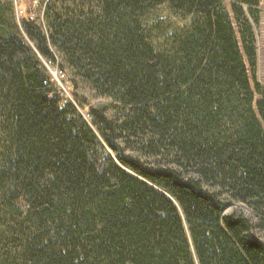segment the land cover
I'll return each instance as SVG.
<instances>
[{
    "label": "trees",
    "instance_id": "obj_1",
    "mask_svg": "<svg viewBox=\"0 0 264 264\" xmlns=\"http://www.w3.org/2000/svg\"><path fill=\"white\" fill-rule=\"evenodd\" d=\"M261 1L0 0V264H264Z\"/></svg>",
    "mask_w": 264,
    "mask_h": 264
},
{
    "label": "rangeland",
    "instance_id": "obj_2",
    "mask_svg": "<svg viewBox=\"0 0 264 264\" xmlns=\"http://www.w3.org/2000/svg\"><path fill=\"white\" fill-rule=\"evenodd\" d=\"M13 2L16 9L18 22L21 21L24 14H27L28 16H31L32 18L36 19L37 22L42 27H44L43 12L47 0H45L44 2H41V0H32V2L31 0H13ZM226 5L228 8L230 7V0H226ZM258 8L261 11V20L258 25L254 24V30L257 34L259 44L257 80L264 86V0L261 1ZM160 9V13H163V16L169 15V18L175 20V22H178L177 18L167 12L165 6H162ZM57 58V64H59L60 66H52L50 62H48L47 60H45V58L42 57L41 61L47 68L48 73L52 81L54 82V86H56L59 93H61L63 97L70 99L77 106L79 111L84 115L87 120L89 119V115L85 116L86 111L81 107V105H79V101L83 102L87 107H108L109 114H112V100L108 97L96 94L94 89L90 86L87 81L82 80L79 77H76L74 79L73 76H71L72 74L67 70V68L65 70L62 68L61 60L59 57ZM258 97L259 95L256 94V98ZM224 212L226 214H244L254 223H257L260 217V215L255 210H253L241 201H234L233 204L228 206ZM256 235L264 240V230L257 231Z\"/></svg>",
    "mask_w": 264,
    "mask_h": 264
}]
</instances>
